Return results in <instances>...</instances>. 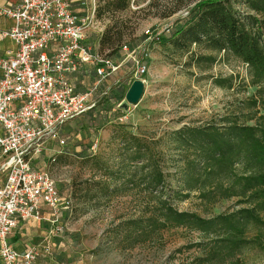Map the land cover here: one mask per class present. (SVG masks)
<instances>
[{"label":"rangeland","instance_id":"1","mask_svg":"<svg viewBox=\"0 0 264 264\" xmlns=\"http://www.w3.org/2000/svg\"><path fill=\"white\" fill-rule=\"evenodd\" d=\"M86 1L89 7L103 5L100 0ZM202 1L205 0H130L125 12L106 14L101 19L104 29L117 24L123 33L120 45L141 44L145 31L158 35L159 41L147 46L148 73L136 105H128L125 100L112 104L106 99L107 94H101L105 88L114 87L113 96L116 91L125 95L130 85L124 82L123 72L95 93V113H87L62 126L61 135L66 141L62 153L56 156L54 153L61 148L51 142L45 151L47 155L42 157L63 199L60 207L65 208L60 209L62 232L56 235L60 243L59 264H205L199 259L204 256L202 243L206 240L198 233L146 228L145 219L151 209L158 207L156 198L163 195L162 200L173 209L203 217L236 208L235 200L207 208L193 193L186 200H180L176 193L180 189L178 177L182 163L170 134L183 126L203 127L226 114H236L256 91L248 86L246 66L239 61L220 54L208 72L201 73L186 67L188 57L174 52L168 43L172 32L186 27L191 19L182 15L193 16L194 6ZM230 1L236 13L243 17L247 14L240 0ZM192 51L202 53L196 48ZM212 77L231 78L232 89L214 86ZM73 78L80 93L90 91L95 83L90 69L80 71ZM118 125H124L133 136L144 137L154 146L166 174L163 193H147L138 179L129 182L124 170L125 148L112 139ZM94 144L97 149L92 153L89 149ZM242 259L244 264H264L261 253L250 252Z\"/></svg>","mask_w":264,"mask_h":264},{"label":"trees","instance_id":"2","mask_svg":"<svg viewBox=\"0 0 264 264\" xmlns=\"http://www.w3.org/2000/svg\"><path fill=\"white\" fill-rule=\"evenodd\" d=\"M100 1L103 5L95 8L99 23L106 14L125 12L130 2ZM239 2L247 11L244 17L236 13L230 0H205L196 4L186 27L172 32L168 41L174 52L188 57L186 67L201 73L208 72L220 54L239 61L246 66L248 86L256 89L240 112L226 114L203 127L183 126L170 134L182 163L178 177L180 189L176 192L180 200L193 193L204 207L213 208L235 200L236 208L203 217L195 212L175 210L162 200L163 195H158V207L151 209L144 221L150 230L184 229L198 233L206 240L202 243L204 256L199 259L205 264H244L242 258L250 252L264 254V0ZM122 38L117 24L104 29L98 56L119 63L123 58ZM145 38L143 35L141 43ZM192 48L202 53L196 54ZM89 69L95 77L94 67ZM211 81L220 89H232L231 78L212 77ZM114 90L110 88L106 99L117 104L125 95L116 91L113 96ZM96 108L97 104L88 115ZM114 129L112 139L125 148L124 170L129 182L138 179L147 193H163L166 174L154 146L144 137L133 136L124 125ZM61 138L66 142L62 135Z\"/></svg>","mask_w":264,"mask_h":264},{"label":"built area","instance_id":"3","mask_svg":"<svg viewBox=\"0 0 264 264\" xmlns=\"http://www.w3.org/2000/svg\"><path fill=\"white\" fill-rule=\"evenodd\" d=\"M16 1L0 8V17L13 21L12 28L0 31V42L9 39L16 46L14 54L0 58V157L5 160L0 166L5 177L0 187V264H36L35 248L18 253L7 240L19 223L41 221L44 207L51 213L50 235L62 232V199L48 171L37 165L38 159L49 143L65 145L62 126L92 110L95 93L121 68L129 65L125 83L144 85L150 58L147 46L159 38L145 31L141 44L121 45L123 58L115 64L98 56L87 41L92 13L74 14L69 0ZM90 67L95 69L93 88L78 93L70 77ZM109 90L105 88L102 96ZM96 149L94 144L89 150Z\"/></svg>","mask_w":264,"mask_h":264},{"label":"crops","instance_id":"4","mask_svg":"<svg viewBox=\"0 0 264 264\" xmlns=\"http://www.w3.org/2000/svg\"><path fill=\"white\" fill-rule=\"evenodd\" d=\"M69 1L72 3L71 10L74 14L83 17L86 16L87 14L89 15L90 13H92L93 25L92 28H90V30L88 31L87 41L92 47H94V50L97 51L99 46V39L103 33L104 28L95 19V8L93 4L92 7H89L86 0H69ZM16 2H17L16 0H0V8L4 7L6 4H15ZM96 25L98 26L97 28H95ZM12 27H13V21L7 18L0 17V31H7ZM15 51H16V46L11 40L6 39L0 42V58L6 56L7 54H14ZM127 71H129V66L121 68L117 76H120L121 73L123 72H125L126 74ZM74 76L70 77V80L73 83V85L74 82H76L74 81L76 80V78H73ZM93 79H96V76ZM113 80L114 78L110 81ZM53 144L55 147L61 148L60 151L58 150L54 153L56 156H58L57 153L59 152L61 154L62 150L66 146V144L63 147L59 146L57 143H53ZM54 154L52 156H55ZM45 155H47L46 152H44L43 156L40 157V160L37 161V165L40 168H45L44 167L45 163L42 160V157H44ZM4 161L5 160H3V158L0 157V166ZM4 181H5L4 174L0 172V187L3 185ZM61 209H65V208L61 207ZM50 214H51L50 210L44 207L41 211V215H42L41 221L35 224L19 223L17 228L14 230L13 234L7 240V243L12 248H14L18 253H23L24 251H26V249L29 248H35L38 251L36 264H59L58 263L59 244H60L58 241L59 236L57 237L50 235V231L52 229L49 220Z\"/></svg>","mask_w":264,"mask_h":264},{"label":"water","instance_id":"5","mask_svg":"<svg viewBox=\"0 0 264 264\" xmlns=\"http://www.w3.org/2000/svg\"><path fill=\"white\" fill-rule=\"evenodd\" d=\"M143 89L144 85L140 81H134L125 94V102L128 105H136L142 97Z\"/></svg>","mask_w":264,"mask_h":264}]
</instances>
